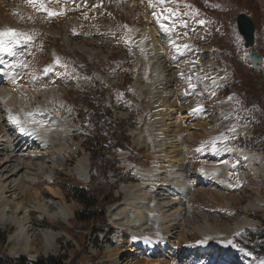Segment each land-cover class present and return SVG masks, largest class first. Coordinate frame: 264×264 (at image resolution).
<instances>
[{
    "label": "rangeland",
    "instance_id": "obj_1",
    "mask_svg": "<svg viewBox=\"0 0 264 264\" xmlns=\"http://www.w3.org/2000/svg\"><path fill=\"white\" fill-rule=\"evenodd\" d=\"M240 14L254 26L249 49L237 32ZM159 27L167 29L168 37L191 45L187 59L205 66L208 73H226L229 80L213 88L211 76L205 73L208 79H203L176 47L166 45L170 42L157 33ZM149 28L163 47L156 61L153 55L143 57L137 52V43L142 48L148 44L139 31ZM9 29L16 36L0 39L15 55L0 53V87L10 89L13 100H18L17 105L12 100V109L20 111L17 114L31 128H49L43 119L47 114L54 121L64 118L65 140L72 135L73 142H68L76 148L74 154L53 153L42 129L36 131L47 143L29 144L32 149L23 153L27 160L19 174L28 195L21 186L15 190L25 207L17 217L32 226L28 233L32 252H20L22 239L9 242L16 227L0 224L7 233L5 242H0L2 252L30 262L60 257L63 264H264V179L252 172L253 166L244 168L246 158L236 153L254 154L255 163L264 167V0H0V32ZM251 50L261 56L259 70L251 67ZM161 80L170 82L164 87L169 94L163 105L157 98ZM162 108L174 110L172 123L164 121L168 111L159 112ZM3 111L0 108V133L5 134L0 156L8 154L17 138L27 143L3 118ZM160 116L167 123L161 131ZM160 134L167 141L181 139L183 161L179 164L167 167L172 164L169 148L151 152ZM216 151H221L218 160L211 157ZM36 154L39 157L30 160ZM79 158L87 168L84 180L73 171ZM200 168L215 170L216 181L202 183L196 177ZM222 170L227 173L223 177ZM154 173L163 189L155 199L179 201L184 210L170 222L172 235L165 242L154 221L159 215L155 212L144 210L146 228L135 234L107 218L111 206L130 199L123 188L133 189V195L139 185L149 188L155 183ZM75 187L89 192L94 219L78 220L86 214L77 217L83 207L72 196ZM35 193L41 195L43 205L52 201L72 207L70 220L54 221L35 211ZM162 194H170L171 200ZM256 199L263 206L250 207ZM242 220L243 229L232 235L222 232L231 231ZM198 230L207 233L208 239ZM49 231L56 236L46 242L42 233ZM164 244L172 245L170 253ZM186 247L193 253L206 251L194 258L179 256ZM162 249L166 255H160Z\"/></svg>",
    "mask_w": 264,
    "mask_h": 264
},
{
    "label": "bare ground",
    "instance_id": "obj_2",
    "mask_svg": "<svg viewBox=\"0 0 264 264\" xmlns=\"http://www.w3.org/2000/svg\"><path fill=\"white\" fill-rule=\"evenodd\" d=\"M157 33L161 34V36H163L164 39H166V41L168 40V42H170V43H166L167 46L170 45V46H174L176 48H179L180 54L186 58V63L190 64L191 69L194 72H196V74L203 77V79L206 78L204 76L205 73H206L205 75L211 76L209 79H212L211 84H212L213 88L217 87L220 83L229 80L230 76L228 74H226V73H223V74L208 73L209 70L204 68L205 66H201V65L195 63L194 61L187 59L189 52H190V49H192L191 45L187 41H185L183 39L178 40L175 38L173 39L172 37H168L169 33H168L167 29L164 27H159V30L157 31ZM139 36L142 40H145L148 44L146 45V47L142 48L137 43V50H138L137 52H140L141 56H143V57H147L149 54L153 55L151 57L155 59L154 61H156V55L158 56V55L162 54V49H163V47L160 48V44H161L160 41L156 39V36H157L156 33L153 31L152 28L143 29V30L139 31ZM134 39H137V37L134 36ZM157 41H158V43H156ZM133 43H134V41H133ZM207 79L208 78H206L205 80H207ZM12 83L13 82H10L8 84V86H11ZM169 83L170 82H168V80H165V81L161 80L160 85L158 87L160 89V92H159V96L157 98H158L160 104H162V105H163V102L165 101L166 94H169V92H168L169 90L164 89V87H167L169 85ZM1 84H2V82L0 79V85ZM3 84H5V83H3ZM9 90L10 89H5V88L2 89L0 87V108L4 110L3 112L5 114L3 118H6L7 120L11 121L13 127L14 128L16 127L15 129L17 130V132H19V136L24 138L23 140H25L27 143L23 145L22 141L20 139L18 140V138H17L12 143L13 145L9 146L10 150L7 151L8 154H4V155L2 154V156H0L3 158V159L2 158L0 159V224H2L4 226L10 224V225L16 227L17 230L14 231V233H12L10 235L9 242H17L20 239H22L23 245L20 249V252L22 251L23 253L30 254L32 252V248L29 247V243H30V238H32V237H31V235H28V233L30 231H32V226L31 225L28 226V224L30 223L28 220H26V219L22 220V219H19L17 217V215L19 214V211L24 210L25 207H24V205H22L19 202L21 195L15 194V190H19L18 189L19 186H21L22 189L25 190L24 195L29 190L24 185L25 183L22 180H20V178H19V177H21V176H19L20 172L22 171L21 166H23V164L25 163V160H27V159H23L24 158L23 153L27 152L28 148L32 149V147H30L29 144H34V141H38V142L42 143L43 145L47 143V141L45 142L44 140H40L38 138L39 136L37 135L38 133L36 131H39L40 129H42V131L44 132L45 139L48 138V140H49L48 142L51 143L50 148L52 149L53 153H56L58 155L62 154L63 152L74 154L76 145H74L75 148H74V146L71 147V145H72L71 143L73 142L71 140L72 135L70 136V139L68 138L71 143L68 142L69 140H67V141L65 140V134L68 132H67V127H66L67 126L66 121H64V118L61 119L63 121H60V120L54 121L53 119L47 118V116H48V114H47L46 116H44L43 119H44V122H47L49 124V128H48V126H45V125L41 126V127H36V128H31L32 125L26 126L25 125L26 123L25 124L23 123L24 119L22 120L20 118V116L22 117V114L21 113H20L21 115L17 114L20 111L17 112V111L12 109L14 107V106L12 107V104H11L13 98L11 97L12 94L10 93ZM31 95H32V93H31ZM14 101L16 104V101H18V100H13V104H14ZM24 102L26 103V100H24ZM16 105H15V107H16ZM39 105L41 106V108H43L44 111H46V112L48 111V108H44L41 103ZM18 107H16V108H18ZM173 111H172V109L165 110L162 108V110H160L159 112H161V113L167 112V114H164V117H165L164 121H167V123H168V121L170 123H172L171 121L173 120V118H172L173 117ZM30 116H32V115L30 114ZM160 117L162 118V121L159 122V125L158 124L157 125H158V127H160V131H161V129H163L167 125V123L163 122V116H160ZM10 118H16L17 120H19V125L15 122V120L10 119ZM28 118H30V117H28ZM69 119L71 120V118H68V120ZM35 120L39 121V118L36 117ZM157 120H159V119H157ZM26 121H28V120H26ZM32 122H34V121H32ZM50 122H53V123L50 124ZM30 123H31V121H30ZM34 123H36V122H34ZM156 123H158V122H155V124ZM36 124H38V122ZM41 125H43V124H41ZM20 126L25 128L26 131H23V132L20 131L19 130ZM0 129H1V122H0ZM1 134L2 133H0V136H1ZM4 136H5V134H3V136L0 137V146L1 147H3V137ZM155 137H156V144L153 147L154 149L151 151L152 153L153 152H160L166 148L167 149L169 148L172 150V159H171L172 164H169L167 167H170L172 165L177 164L180 161H183L182 160L183 159L182 158L183 157V150H182L183 148L181 149L179 147V145L181 143L180 142L181 139L178 138L179 139L178 140L176 138L173 141H167L165 138H163L161 136V134L157 135ZM137 140H138L137 146L139 147V145H141V143H139V138ZM43 142H45V143H43ZM27 144L29 145V147H27L25 149ZM44 150L46 151V150H48V148H45ZM2 151H3V149H2ZM231 152H233V151H231ZM10 153H11V156L9 155ZM236 153H239L240 155H242L246 158V161L243 164L244 168H248V167L253 166L254 168L251 169L252 172H258L260 174V178L264 179V167L262 166L261 163H259V164L255 163V161L258 159V157L256 159L255 157H252L254 154L250 156L249 154H247L243 151H238ZM220 156H221V151H216V152H213L211 154V157L213 159H217V160L220 158ZM37 157H39V154H36V155L29 157V158H30V160L34 161ZM27 158H28V156H27ZM23 160H24V163H23ZM12 162L13 163L18 162V163L15 166H13V168H10ZM86 170H87V168L85 167L84 159L79 158L77 163L73 167V171L75 172V174H77V176L80 179L84 180V173L86 172ZM214 172H216V171L214 170V171L208 172L205 169L200 168V169H197V171H196V177H201L202 183L203 182H215L216 179H215V177H213V176H215L213 174ZM177 173H178V171H176L175 175ZM226 174L227 173L225 172V170H222L221 177H223ZM151 177H152V175H151ZM158 177H159V175L157 173L153 174V180L155 183L153 185H151L149 188H145V186H142V185L137 186V188L139 190L137 192H135L136 195L135 194L133 195V192H134L133 189L130 190L129 188H123V192H126L127 196L131 195L130 199L124 201L121 205H113L108 209L107 218H108L109 222L112 223L114 226L119 227L120 229L126 227V229H128L131 234H135L142 226L144 227L143 230L146 228L145 226L147 224V221H146L147 218H146V213H144V210H147V211L155 212V213L159 214V215H157L158 217H155L154 221L158 222L156 226L161 227V229H160L161 232L159 235L161 236L162 240L164 241L168 237H171L172 232L170 229V222L174 218H176V216H179L180 213L184 210H183L182 205L180 204L179 201H172V202H167V203H164V202L161 203L160 202L159 203V200L155 199L154 196L156 194L158 195V191L163 190V189L159 188ZM213 179H214V181H213ZM169 184H170V186L172 185L171 183H169ZM204 184H211V183H204ZM217 184H219V180H218ZM160 185H162V184H160ZM48 189L54 190L50 187H48ZM179 190L181 192H183V187L181 185L179 186ZM251 190H256V189H251ZM10 193H13V194H10ZM54 194L57 195V192L54 191ZM169 195L170 194H162L160 196H164L166 201H170L171 199L169 200ZM40 196L41 195H39V193H35V196H34V199L36 202L35 211H38V212L48 216L49 218H51L54 221L62 220L61 222L67 223L70 220V218L72 216V207L67 206L66 204H64V202L55 205V203L52 201L48 202L47 206L43 205L40 202L41 201ZM255 202H257V203L252 204L250 207L253 206L255 208H259V207L263 206V204L260 201H258L257 199ZM153 205H156V206L153 207ZM51 207L55 208V212L51 213L49 211V208H51ZM121 207H123V208L121 209ZM165 207H168V209L165 210L164 209ZM250 207L248 205V208H250ZM125 213H127V214L129 213L128 214L129 216L125 217V215H124ZM233 226H234V228H232L231 231H222V232H224V233L228 232L229 233L228 235H232L234 232L243 229L246 226V223L242 220L240 222L233 224ZM140 230H142V229H140ZM198 231L202 233V235H203L202 237L205 240L208 239L207 233L205 235L202 232V230H198ZM42 236L45 239V241L48 242L49 237L51 238V237H54L56 235L53 234V232L49 231V232H43ZM227 239H231V238H226V240ZM170 244H174V243H170ZM171 246L172 245L164 244L163 249L168 251L169 249H171ZM174 247H176V245ZM46 249L49 250L50 248H46ZM163 249L160 251V255H166V252H164ZM205 251H203V249H200L197 253H193L190 248L186 247L181 252H179L178 255L181 257L194 258L195 256L203 254V252H205ZM168 253H170V251H168ZM167 264H179V262L173 263L171 261Z\"/></svg>",
    "mask_w": 264,
    "mask_h": 264
},
{
    "label": "trees",
    "instance_id": "obj_3",
    "mask_svg": "<svg viewBox=\"0 0 264 264\" xmlns=\"http://www.w3.org/2000/svg\"><path fill=\"white\" fill-rule=\"evenodd\" d=\"M85 122L88 123L89 122L88 119ZM93 142L94 140L92 141L91 145L94 146L95 144H93ZM112 160H114V158ZM108 165H109V169H113L114 167L113 164H109L108 162ZM91 175L92 178L95 177V172L93 170L91 172ZM72 196L83 207V210L77 214V217L86 214V217H83L81 219L79 218L78 219L79 221H90L96 217L94 212H89L90 210H92L94 203L91 202V198L88 191L82 188L75 187L72 189ZM100 218H104V214H101ZM261 222L264 225V221ZM6 238H7V233L5 231L0 230V242H5ZM63 260L64 259L60 257L50 256L44 259L40 258L34 262H30L24 256L11 257L0 250V264H63ZM70 264H74V263L71 262Z\"/></svg>",
    "mask_w": 264,
    "mask_h": 264
},
{
    "label": "water",
    "instance_id": "obj_4",
    "mask_svg": "<svg viewBox=\"0 0 264 264\" xmlns=\"http://www.w3.org/2000/svg\"><path fill=\"white\" fill-rule=\"evenodd\" d=\"M237 32L244 41V48L249 49L253 46L254 42V26L252 21L244 14H240L236 18ZM248 58L251 62V67L255 70H259L257 65L261 61V56L255 51L251 50L248 53Z\"/></svg>",
    "mask_w": 264,
    "mask_h": 264
},
{
    "label": "snow or ice",
    "instance_id": "obj_5",
    "mask_svg": "<svg viewBox=\"0 0 264 264\" xmlns=\"http://www.w3.org/2000/svg\"><path fill=\"white\" fill-rule=\"evenodd\" d=\"M29 2H36V0H29ZM45 11H46V9H45ZM54 14L55 13H52V15H54ZM5 35H8L9 37H15L16 33L12 29H9L7 32H0V37H3ZM177 51H179V48H177ZM0 53H7L9 55H15V53L13 52V49L11 47H8L5 44V42L3 41V39H0ZM10 119L15 120V122L19 125V120H17L16 118H10ZM19 130L22 131V132L26 131V129L23 128L22 126H20Z\"/></svg>",
    "mask_w": 264,
    "mask_h": 264
}]
</instances>
